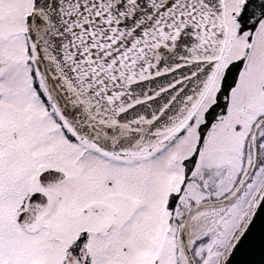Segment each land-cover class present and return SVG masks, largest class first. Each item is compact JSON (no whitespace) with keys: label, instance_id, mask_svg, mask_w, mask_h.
<instances>
[{"label":"snow or ice","instance_id":"6c2138e0","mask_svg":"<svg viewBox=\"0 0 264 264\" xmlns=\"http://www.w3.org/2000/svg\"><path fill=\"white\" fill-rule=\"evenodd\" d=\"M262 216L264 0H0V264H234Z\"/></svg>","mask_w":264,"mask_h":264},{"label":"water","instance_id":"95a60500","mask_svg":"<svg viewBox=\"0 0 264 264\" xmlns=\"http://www.w3.org/2000/svg\"><path fill=\"white\" fill-rule=\"evenodd\" d=\"M262 236H264V216L257 222L254 233V251L251 254L238 255L234 264H264Z\"/></svg>","mask_w":264,"mask_h":264}]
</instances>
